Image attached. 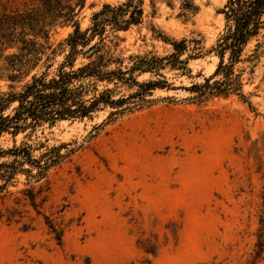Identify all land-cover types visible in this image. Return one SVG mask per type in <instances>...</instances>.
Segmentation results:
<instances>
[{
	"label": "rangeland",
	"instance_id": "rangeland-1",
	"mask_svg": "<svg viewBox=\"0 0 264 264\" xmlns=\"http://www.w3.org/2000/svg\"><path fill=\"white\" fill-rule=\"evenodd\" d=\"M39 1L0 4L16 10ZM123 1L83 0L80 29L103 5ZM181 2L155 0L150 7L147 0L142 22L118 32L119 48L126 56L165 57L172 40L197 38L202 56L189 60L185 75L163 70L169 89L152 90L137 110L111 115L108 107L91 120L36 132L65 157L31 184L38 213L20 193L29 187L24 176L0 195V264H239L251 252L264 219V45L251 73L247 62L235 66L247 102L194 100L186 88L211 76L218 63L211 51L223 29L224 0H193L197 10L186 17ZM72 31L58 26L49 42L56 46ZM14 52L0 51V66ZM43 71L40 64L19 82L0 79V93L19 90ZM135 75L138 82L153 79ZM0 146L11 147L10 137Z\"/></svg>",
	"mask_w": 264,
	"mask_h": 264
},
{
	"label": "trees",
	"instance_id": "trees-1",
	"mask_svg": "<svg viewBox=\"0 0 264 264\" xmlns=\"http://www.w3.org/2000/svg\"><path fill=\"white\" fill-rule=\"evenodd\" d=\"M146 1L105 4L93 14L91 25L85 30L80 29L76 20L83 0H40L16 10H7L0 4V51L15 50L4 56L0 79L19 82L40 64L45 67V71L32 75L19 90L9 86L8 92L0 93V139L9 136L12 141L9 148L0 146V195L17 176H24L29 187L20 193L36 210V193L31 184L43 180L65 157L60 147L49 148L38 141V130L65 121L91 120L108 107L114 110L111 115L137 110L146 103L152 90L169 89L163 70L168 68L185 75L189 72V60L202 56V41L197 38L172 40L169 43L172 52L165 57L126 56L119 48L121 39L117 34L142 22ZM154 1L148 0L150 7H154ZM196 10L193 0H182V16ZM218 14L224 24L211 51L218 59L216 68L203 82L192 83L186 90L197 101L238 96L247 102L242 73H236L235 66L247 62L251 73L263 54L264 0H224ZM66 24L72 26V33L54 46L49 42L50 32ZM253 42L254 49L245 57ZM58 54L63 56L62 61L49 74ZM183 56L186 57L182 59ZM136 73L150 74L153 79L138 82ZM132 88L130 94L123 92ZM19 135L22 139L17 143ZM38 150L43 152L34 155ZM260 221L251 252L239 264H264V219ZM49 225L54 232L52 224ZM57 239L60 241L59 236Z\"/></svg>",
	"mask_w": 264,
	"mask_h": 264
}]
</instances>
